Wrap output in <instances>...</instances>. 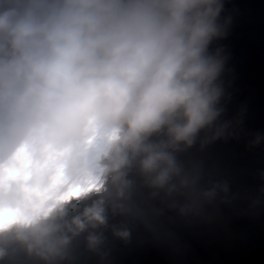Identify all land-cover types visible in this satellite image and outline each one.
I'll use <instances>...</instances> for the list:
<instances>
[{"label":"clouds","instance_id":"9594fccd","mask_svg":"<svg viewBox=\"0 0 264 264\" xmlns=\"http://www.w3.org/2000/svg\"><path fill=\"white\" fill-rule=\"evenodd\" d=\"M223 7L0 0V262L64 264L85 233L97 251L109 216L140 215L138 188L181 217L227 194L177 159L198 137L203 148L234 134L220 122L227 57L209 51L228 33Z\"/></svg>","mask_w":264,"mask_h":264},{"label":"water","instance_id":"95a60500","mask_svg":"<svg viewBox=\"0 0 264 264\" xmlns=\"http://www.w3.org/2000/svg\"><path fill=\"white\" fill-rule=\"evenodd\" d=\"M225 17L231 18L227 36L209 51L221 48L227 57L220 122H232L234 134L203 148L198 137L177 159L185 170H198L199 188L226 184L227 194L181 217L138 188L133 201L140 215L109 216L102 246L89 251L82 234L64 264H264V140L252 144L264 137V0H224ZM121 226L130 231L127 242L112 235ZM14 264H25L24 257Z\"/></svg>","mask_w":264,"mask_h":264}]
</instances>
